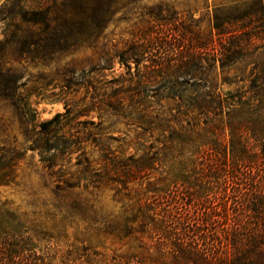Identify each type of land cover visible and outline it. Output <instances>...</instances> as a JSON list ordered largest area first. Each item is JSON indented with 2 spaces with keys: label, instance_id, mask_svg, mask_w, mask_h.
Masks as SVG:
<instances>
[{
  "label": "trees",
  "instance_id": "obj_1",
  "mask_svg": "<svg viewBox=\"0 0 264 264\" xmlns=\"http://www.w3.org/2000/svg\"><path fill=\"white\" fill-rule=\"evenodd\" d=\"M123 1L8 0L0 20L65 49L95 41ZM213 6L206 33L154 22L117 52L126 69L117 101L125 118L132 94L135 152H108L101 167L78 161L55 192L84 187L87 196H70L46 220H26L0 198V264H264V0ZM108 191L112 208L101 200Z\"/></svg>",
  "mask_w": 264,
  "mask_h": 264
},
{
  "label": "rangeland",
  "instance_id": "obj_2",
  "mask_svg": "<svg viewBox=\"0 0 264 264\" xmlns=\"http://www.w3.org/2000/svg\"><path fill=\"white\" fill-rule=\"evenodd\" d=\"M25 1L27 5L59 6L64 2ZM218 1L126 0L95 41L65 49L52 48L53 42L37 45L33 43L36 39L15 34L17 22L0 20V174L11 171L10 184L0 186L1 200L26 220L43 221L57 206L64 210L71 197H86L84 187L59 197L55 183L74 174L80 168L76 163L85 157L101 167L108 152L125 156L136 150L131 142L134 133L127 124L133 110L132 94H124L125 118L117 101L121 76L126 73L117 52L136 38L138 27L146 29L154 22L183 21L199 25L206 33ZM7 2L0 0V8ZM179 32L174 36L179 37ZM248 83L242 81L238 86ZM222 87L227 90L237 85ZM56 116L50 133L44 134L41 125ZM52 170L60 176L51 174ZM111 196L110 191L101 196L108 208L114 206ZM84 231L71 229L69 236L75 241ZM108 245L121 247L113 242Z\"/></svg>",
  "mask_w": 264,
  "mask_h": 264
}]
</instances>
